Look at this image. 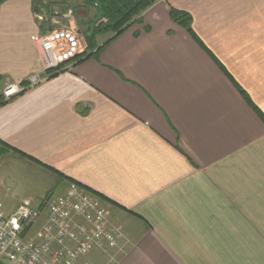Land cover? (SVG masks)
<instances>
[{
  "label": "crops",
  "instance_id": "obj_1",
  "mask_svg": "<svg viewBox=\"0 0 264 264\" xmlns=\"http://www.w3.org/2000/svg\"><path fill=\"white\" fill-rule=\"evenodd\" d=\"M40 1L0 5V86L42 69L37 14L64 0ZM171 6L264 114V0H157L97 56L0 105V141L34 159L0 157L6 214L71 182L111 200L123 249L76 264H264V119Z\"/></svg>",
  "mask_w": 264,
  "mask_h": 264
},
{
  "label": "built area",
  "instance_id": "obj_2",
  "mask_svg": "<svg viewBox=\"0 0 264 264\" xmlns=\"http://www.w3.org/2000/svg\"><path fill=\"white\" fill-rule=\"evenodd\" d=\"M38 15L41 21L47 20L44 14ZM35 44L42 69L31 75L27 84L6 82L0 86V101H11L47 80L48 70L72 69L77 57L87 50L78 31L67 28L40 32ZM46 205L35 207L28 200L6 214L0 192V259L14 264H76L92 250L100 249L115 262L114 252L123 249L127 235L95 195L71 182L63 194ZM39 219L43 223L31 235Z\"/></svg>",
  "mask_w": 264,
  "mask_h": 264
},
{
  "label": "trees",
  "instance_id": "obj_3",
  "mask_svg": "<svg viewBox=\"0 0 264 264\" xmlns=\"http://www.w3.org/2000/svg\"><path fill=\"white\" fill-rule=\"evenodd\" d=\"M8 0H0V5ZM157 0H84V3L87 6H93L96 8L95 20H100L102 18L106 19V21H101L100 23H94L89 26L90 28L86 31L85 40L87 43V50L80 54L77 57L76 66L79 63L93 57L97 56L101 50L112 40L123 34L127 31L132 25L137 22L142 21L141 14L151 7ZM34 3V11H38V5H41L40 0H33ZM44 7L50 11L51 5L44 4ZM170 15L171 18L179 25L184 27L190 35L198 42L211 56L212 58L221 66V68L225 71V73L232 79V81L236 84L238 89L240 90L244 99L248 102V104L264 119V114L262 111L254 104L251 100L248 93L243 90L232 78L230 73L226 70V68L218 61L216 56L211 52L210 49L204 44V42L200 39L197 33L194 31L192 27V16L188 12L178 10L174 7H170ZM51 18V17H50ZM95 21V22H96ZM45 21H43L44 23ZM40 24V28L42 32L44 30V24ZM112 33L113 36L106 41L103 45H99L97 43V36L100 34ZM65 72V70H48L47 71V79H51L53 77L58 76L60 73ZM1 78V76H0ZM22 84H27V81L20 82ZM1 84V83H0ZM24 93V92H23ZM9 102V101H7ZM7 102L0 101V105H4ZM7 151H15L29 159H33L28 155L8 146L7 144L0 141V154L6 153ZM34 160V159H33ZM40 163V162H39ZM43 165V164H42ZM48 168L46 165H43ZM105 197V196H104ZM108 199L107 197H105Z\"/></svg>",
  "mask_w": 264,
  "mask_h": 264
},
{
  "label": "rangeland",
  "instance_id": "obj_4",
  "mask_svg": "<svg viewBox=\"0 0 264 264\" xmlns=\"http://www.w3.org/2000/svg\"><path fill=\"white\" fill-rule=\"evenodd\" d=\"M51 8H50V10H51ZM53 11L55 12L54 14H56V15H54L53 17L51 16V18L48 17L49 21H45L44 30L45 31H57V30H60L63 28L75 29L80 34L82 41L84 40V35L86 34V31L90 28L89 26H91V24L93 25L94 23L96 24L97 22L100 23L101 21H106V19H104V18L96 21L95 20L96 19L95 18L96 8L93 6H87L83 0H64V2L58 3V5L53 7ZM37 16L39 17L38 14H37ZM38 17H37V20H39L41 23H43ZM108 34H110V33L100 34L96 38L100 37L102 39H105V36ZM8 152H11V151H7L6 153H1L0 157L7 155ZM6 164H7V160L6 161L1 160L0 161V170L2 169V165H4L6 167L7 166ZM69 185H70V183H69ZM88 191H90V190H88ZM90 192L93 195H95L99 200H101L102 204L105 205L108 209V207H109L108 203H110L111 200L106 199L102 194H100L96 191H90ZM50 194L46 198V199H48V201H45L46 202V203H44L45 206H47L46 204H48L54 197H57L60 194V192H55L54 196H52V198L50 197ZM4 210H6V208H4ZM40 222H41V219H39L34 224L32 232L36 231L37 226ZM0 264H14V263L10 262L8 260L0 259Z\"/></svg>",
  "mask_w": 264,
  "mask_h": 264
}]
</instances>
